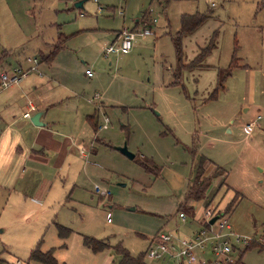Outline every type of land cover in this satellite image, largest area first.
Returning <instances> with one entry per match:
<instances>
[{"label":"rangeland","instance_id":"1","mask_svg":"<svg viewBox=\"0 0 264 264\" xmlns=\"http://www.w3.org/2000/svg\"><path fill=\"white\" fill-rule=\"evenodd\" d=\"M44 1L36 0V16L39 10L54 6L55 0ZM97 1L102 11L107 12L98 14L101 25L107 28L105 33H114L111 29L117 31L123 26L132 27L135 19H139L138 28L143 26L141 20L150 22L146 28L151 27L152 35H138L139 40L134 43L137 56L115 61L114 56L110 59L102 53L95 65L96 53L104 52L111 44L107 37L97 38L91 47L93 55L80 58L79 62L84 63L75 70L78 81L89 84L87 89L93 92L94 107L89 104L88 110L82 106L88 97L82 99L77 95L65 103L70 107L79 103L77 111L63 107L61 114L58 109L53 112V126L81 133L88 144L87 166L80 167L79 184L72 190V197L87 201L80 186L87 189L84 183L89 177L95 180L88 189L94 191L95 198L89 208L65 206L61 186L58 191L52 188L47 200H55L51 209H54L53 217L76 231L69 240L63 238L62 249L55 247V259L66 264H117L116 255L110 254L103 260L96 254L99 252L83 246L81 234L103 240L107 245L120 243L132 255L144 252L146 238L142 235L158 231L162 226L159 223L175 214L177 202L188 200L193 160L198 164L203 156L210 166L216 164L225 169L221 178L225 179L224 184L242 196L227 213L233 230L248 240L247 246L237 245L241 249L240 261L239 252L232 253L233 264H264V138L259 140L264 131V0ZM196 13L208 17L180 39L181 64H189L214 33L216 47L199 67L181 70L182 85L170 86L181 68L176 61L173 38L181 29L183 15ZM154 18L157 22L153 24ZM85 68L93 74L89 79L84 74ZM215 90L218 99L206 102ZM96 94L101 95L100 100L95 99ZM257 108L261 113L255 111ZM245 111L249 112L245 114ZM85 114L94 115L97 120L96 134L88 122L80 124ZM258 115H263L257 120L262 129L254 126L255 134H244L242 126ZM105 117L108 123L104 122ZM123 146L133 158L119 150ZM144 162L147 168L142 165ZM28 173L20 179L28 177ZM26 180L21 183L30 184V179ZM215 184L213 180L211 187ZM19 187L17 199L22 193ZM6 198L5 207L2 208L3 203L0 205V248L4 245L14 257L26 263L30 249L39 240L44 239L45 243L41 251H45L47 244L54 247L53 244L59 243L54 224L48 225L42 219V211H48L50 204L43 208L29 207L33 202L27 198L13 208L12 191L6 192ZM199 202L195 204L198 216ZM131 207L135 210L129 211Z\"/></svg>","mask_w":264,"mask_h":264},{"label":"crops","instance_id":"2","mask_svg":"<svg viewBox=\"0 0 264 264\" xmlns=\"http://www.w3.org/2000/svg\"><path fill=\"white\" fill-rule=\"evenodd\" d=\"M35 2L36 0H0V72L3 70L12 71L14 68L28 71L27 76L23 77L19 83L7 88L0 87V205L4 200H7V191H12L14 194L15 202L13 208L17 207L21 199L26 200L27 198L33 202L28 204L29 207L33 205L43 208L47 203L48 205L50 204L51 207L49 206L50 209L48 211H42L44 213L42 219H45V223H50L48 225L54 224L57 238L60 241L57 244H53L56 245L54 247H50L47 244L48 247L45 248V251L41 252L52 251L53 254L56 253L55 247L61 249L64 247V244H61L64 241L63 238L69 240L76 231L63 226L65 223L60 222L57 217H53L54 209H51L54 206L52 203H55V200H47L52 188L58 191L59 186H61V189L64 191L62 200L63 202L65 201V206L80 205L83 208H89L91 206L89 205L90 203H95L94 191L88 190L91 189L92 183H95L92 177H89L86 183H84L86 179L83 180V183L88 186L87 189L84 186H80L85 192L87 201L80 202L73 198L71 194L72 190L78 187L80 167L82 169L87 166L85 162V150L88 144L85 141V137H82L81 133L65 131L53 126V112L55 109H58V114H61L63 107L77 111L79 103L72 107L65 104L72 101V98L77 95L82 96V99L85 96L88 97V99H84L85 101L82 106L88 110L91 109L90 105L94 107L93 101L95 100L93 99L92 101L93 92L87 89L89 84L80 83L75 77V70L77 66L82 67L81 63H84L83 61L79 62L80 58L93 55L91 47L95 40H98L97 38L107 37V40L113 44L118 40L122 29H143L147 27L146 25L144 26V23L148 24L150 22L141 20L144 22L143 26L138 28L139 19H135V24L132 27L123 26L117 31L111 29L114 33H105L107 28L101 25L98 14L107 12L102 11L103 8L97 0H55L52 9L44 8L42 11L39 10L38 16L34 14ZM44 2H49V0H45ZM148 28H150V33L146 36L152 35L151 27ZM91 34H96L97 37H93ZM138 37L140 36L135 38L133 46L128 53H112L107 58L111 59L114 56L115 61H121L123 59H130L132 55L137 56V44L134 45V43L139 40ZM54 49L55 53L52 59L46 58ZM102 53L101 51L96 53L95 65L102 58ZM109 63L111 64V62ZM127 64H125L126 69ZM86 70L89 69H84V74L89 79L93 74L87 76ZM100 97L101 95H98L95 99L100 100ZM76 99L73 101L74 104L77 102ZM217 99V97H209L206 102ZM29 104L34 106V110H30V117L25 118L22 115L23 112L28 110ZM38 111H42V115L40 116L42 124L35 126L30 122V118ZM255 111L261 113L262 110L257 108ZM248 112L245 111V114ZM262 116L258 115L256 118L253 117L248 122H245L242 126L243 133L246 135L255 134V129L252 130L254 126L262 129L261 124L258 125L257 123V120H260ZM83 117L81 116L80 118V124L85 125L88 122L95 133L96 130L93 126L96 125L97 120H95L94 115L85 114ZM103 129H106V127L104 126ZM262 132L263 135L259 138L261 141L264 138V131ZM94 139L95 136L93 141ZM78 155L80 156L81 163L77 161ZM200 158L205 159L204 176H214L205 190L204 197L199 200L200 209L206 206H216L219 209H223L224 212H231L232 209L227 210V207L232 201L238 204L242 200L240 192L232 186L224 184L225 179L222 180L221 178L225 175V169L216 164L210 166L211 163L207 164L208 161L205 157L201 156ZM193 159H195V153L193 154ZM197 166L198 164H195V160H193V172L190 173L188 186L192 185ZM27 172H29L28 177L23 176L20 179L21 175ZM35 175H39L38 178H32ZM27 178L30 179V184H22L21 182L27 181ZM213 180L216 184L211 187ZM17 185H20L18 190L22 192L18 194V199ZM69 188L70 190L67 193L66 191ZM236 188L240 190L239 187ZM196 203L198 204V201L195 200L184 199L178 201L175 214L161 221L159 224H162V226L158 231H154L153 233L145 232L142 235V237L146 238L144 252L147 263L159 264L158 262L153 263V260H149L146 257L150 238L154 234L158 232H171L176 235H189L199 228L198 218L200 214L198 216L195 213ZM4 207L5 202L2 205V208ZM128 210L134 211L135 208L131 207ZM14 211L17 214V210ZM179 213L185 215L184 220L180 219ZM193 225L198 227L193 229ZM59 227L68 229L70 233L65 237H61L59 235ZM231 229L234 231L232 225ZM85 236L81 234V239ZM43 243L44 239H41L37 244L41 247ZM108 244L112 246L110 243ZM82 245L84 246L83 242ZM238 247L236 245L232 253L238 251V260L240 261L242 255L241 249L239 250ZM33 248L30 249V253ZM96 254H100L103 260H107L109 255L113 253L111 250L105 249ZM13 255L3 245L0 248V264H15L16 261H20L21 264H42L30 260L29 257L25 263ZM199 255L203 254L199 253ZM208 257L209 254L207 253L206 258ZM58 263L66 264L64 261Z\"/></svg>","mask_w":264,"mask_h":264},{"label":"built area","instance_id":"3","mask_svg":"<svg viewBox=\"0 0 264 264\" xmlns=\"http://www.w3.org/2000/svg\"><path fill=\"white\" fill-rule=\"evenodd\" d=\"M155 22L156 19H152V23ZM149 33L150 28H143L140 31L124 28L121 30L118 40L107 46L103 54L105 57L112 53L126 54L131 50L138 35L146 36ZM27 72L20 68L1 71L0 87L7 88L19 83L23 77L27 76ZM86 75H92L90 69L86 70ZM30 110H34L32 104H29L28 110L23 112L22 116L29 118ZM104 122L108 123L109 119L105 117ZM246 130L249 131L248 128ZM179 216L180 219H185V215L182 213H179ZM212 218L215 220L210 223ZM198 222L199 228L189 235H176L171 232L154 234L150 238V245L146 250L147 259L159 264H233L232 251L235 246H247L248 240L232 231L227 212L217 207L206 206L201 208ZM262 244L264 245V238ZM198 251L203 255H199ZM207 253L209 254L208 258H206ZM15 264H21V262L16 261Z\"/></svg>","mask_w":264,"mask_h":264},{"label":"trees","instance_id":"4","mask_svg":"<svg viewBox=\"0 0 264 264\" xmlns=\"http://www.w3.org/2000/svg\"><path fill=\"white\" fill-rule=\"evenodd\" d=\"M207 15L204 14H193V15H183L181 19V29L177 32V35L173 38V45L176 52V61L180 62L181 68L178 73L174 74V79L170 85H182L180 83V72L183 69H191L193 67H199L203 59L208 56L211 51L216 47L215 38L216 33L213 34V37L207 44V46L202 49V51L197 54L194 59L187 65L181 64V46L180 39L187 33L194 31L201 23L207 18ZM152 23V20H151ZM145 24V23H144ZM149 24V23H148ZM146 24V26H149ZM58 48V47H57ZM55 49L52 51L46 58L52 59L54 56ZM222 87V83L219 84ZM217 90L210 96L211 98H215L217 94ZM96 130V125L93 126ZM145 163V162H144ZM204 163L205 159L200 158L198 166L196 168L195 176L192 181V185L188 187L187 198L188 200L199 201L204 197L205 190L209 186L211 180L213 179V175L204 176ZM145 168H147V163L142 164ZM191 198V199H190ZM235 200V199H234ZM232 201L231 204L228 205L227 210L233 208L235 203ZM181 207V206H180ZM70 231L64 227H59V235L65 237L68 235ZM83 244L87 248H89L92 252H101L105 249L111 250L114 255L118 257L117 264H149L145 260V252H139L136 255H132L129 251L124 248L120 243H117L115 246L107 245L103 240H98L92 237H84ZM30 260H34L40 262L42 264H60L53 257L52 251L41 252L39 244L35 246L30 253Z\"/></svg>","mask_w":264,"mask_h":264},{"label":"water","instance_id":"5","mask_svg":"<svg viewBox=\"0 0 264 264\" xmlns=\"http://www.w3.org/2000/svg\"><path fill=\"white\" fill-rule=\"evenodd\" d=\"M42 115V111H38L36 112L34 115H32V117L30 118V122L35 125V126H39L42 123L40 122V116ZM123 154H125L127 157L129 158H133V155L127 150V148L125 146L121 147L119 149ZM123 185V184H122ZM215 220V218H212L210 220V223H212Z\"/></svg>","mask_w":264,"mask_h":264}]
</instances>
